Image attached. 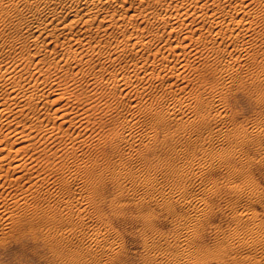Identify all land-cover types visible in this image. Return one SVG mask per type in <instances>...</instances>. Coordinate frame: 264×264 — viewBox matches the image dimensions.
I'll return each mask as SVG.
<instances>
[{"label": "bare ground", "instance_id": "6f19581e", "mask_svg": "<svg viewBox=\"0 0 264 264\" xmlns=\"http://www.w3.org/2000/svg\"><path fill=\"white\" fill-rule=\"evenodd\" d=\"M128 1L129 0H0V11L5 12V15L3 13L1 15L0 19L4 23L7 21H11V22L13 21L14 22V24H15L14 29L16 28L18 31L21 32V33L18 32L20 34V37H18V38L16 37V38H14V40L19 39V40H15L16 43L21 44V47L25 46L27 48L26 51L28 52L27 56L24 55L25 59L27 60V61L25 60L26 62L22 63V61H21L22 59L21 60L19 59L21 62H19V61L16 63L14 62L15 64H12L11 67H7L6 69H4L5 68L4 67L3 68L4 70L0 69V93H2V91L5 92V93H2L3 96H1L2 94L0 95V118L3 116L5 119L8 118L7 120H5V119L4 120L6 123H8L7 125L6 124L5 125L9 129L4 130V132L7 131V132H5V134L10 135V136H8V137H10L9 141H8V139H5L6 142L3 141L4 145L0 142V161L4 160V157H6L5 155H7V157L9 158L8 159L9 164L7 165L6 168H4V166H3L4 164L2 162L0 163V170H5L6 176H7L9 169L12 170V172H15L16 175L13 178H10V180L8 181V186L15 184L14 185L15 188L17 186L16 185L17 180L24 178V176H26V174H27L26 178L28 180L34 179L33 181L29 182L28 186L20 189V191H19L20 194L17 193V197H14L15 195L13 193H12L13 195H11L10 193L4 194L3 191H0V216L2 217V219L5 218L6 220L7 219L10 220V219L14 218L13 219L14 224H19L21 226L25 225V221H26L29 224L30 228H36L37 226H39V222L36 221L34 219V217L28 216V213H30V212H32V213L35 212L36 214L37 213H43L42 219H43V222H45V223H47L48 221L67 223L69 226V228L67 229L68 234L65 235L64 234L65 232L60 229L59 230V236H60L61 241H62L63 237L66 238V237L70 236L71 238L73 237L72 239H74V235H75V238L77 239L79 236L78 241H80L79 242L80 244L78 247L72 248L73 246L71 247L70 245H68L69 247L67 248V246H65L66 247L65 255L67 257L69 256V258L72 259L71 262H75V263L77 261L76 260L77 257H80V256L81 257L86 256L84 258H86V259L88 258L87 260L94 261L95 264H112L113 261L116 260V257L119 254L120 249H121V246L119 245L120 242L118 243L119 240L117 241L116 239L113 238V236H111V235L108 236L109 234H107V232L109 231V225L110 224L108 225L109 221L107 223L104 220V216L102 215V209H101V204L106 199V198H104V195H103V193L106 190L105 189L106 188V183H105V176L106 175H105V173H106V171L107 172L110 171L111 172L110 177H112L113 181L118 182V176L125 174L128 177H135L138 170H137V168L135 170L133 168H130L128 170H125L122 174V172H120V171L117 172V170H114L115 166L112 169L110 168L111 166H109L108 164L106 166H101L97 162L98 160L93 161V158H91L92 159L91 163H89V162L84 163L83 162L84 160H83L82 161L83 164L80 161H78V164L76 163L77 161L75 162L76 164L75 163L71 164V162H72L71 161L70 164H71V166H73V168L70 165H68L67 162L61 160L62 162L60 161V163L63 164V162H64L63 168L66 164L67 168L70 169V171H71L70 177L65 175L67 172L63 171L64 169L62 170V168H60L59 166L58 167L56 166L57 161L54 162V164H52L50 161V166L48 164V168L46 167L47 171L49 169L48 172L44 171L45 173L42 172V174H41V171H38L39 173L32 175L31 171L36 167L34 165V161L35 162L37 161L36 160L37 156H34V155L29 156V157L19 156L17 153L23 145H21V146L17 145L18 147H15L14 145H16V143L19 144L22 141H26V140L31 139L33 136L32 133L39 132V131H37V129L42 128V127H39V125L42 123V120H45V119L41 118V116H39L40 114L38 113L39 115L38 114L36 115V116H38V118H40V119L36 118L39 121V123L37 122L38 124L34 123V124H30V125H25V122L28 119L25 122H22V119H17V114L21 113L20 111H22L24 108L26 110V107H27V109L30 108L31 110L37 109L38 108L37 107L38 100L45 99V102H47L48 104L49 103H51L52 105L56 104V106L55 105H54V107L52 106L53 108L51 110L54 113H56L55 117H56V119H59V121H58L59 123H56L54 121L53 125L51 124L52 126L47 127V125H46V127L41 129L42 131L43 130L45 131V132L43 131L44 133L41 131L42 134H46V135L48 134L51 137L53 135H55V136L59 135V133L54 134V132H53L55 129V126L58 128V130L61 131L60 134L62 133V135L65 132H70L71 130H68L69 129L68 123H69V120H70V122H71V120L74 121L75 118L71 114H74L75 111L73 110L74 113H72L70 110L68 111V109L62 108V106H64L65 100H63L64 102L61 103L63 105H60V104L58 105L57 104V98L58 97L55 96V95H58V93L62 92L63 89L68 90V88L65 86L66 85L65 81L69 79V78L67 79V75L69 74L68 72H71L70 75L80 74L83 77V78L80 77L81 78L80 82L75 84L77 82L76 76L78 77V75H75V77L71 76L72 86H71V89L69 88L70 89L69 91H71V93L74 94L75 101L78 102V104H76V106L77 107L79 106V109L81 110L79 112L80 116L78 115V117L80 118L78 121H80L81 124L82 123L85 124L84 121H82L83 118H85L84 116L89 115L88 111L91 109V107L93 105L92 103L99 101V100L94 99L92 101V99H90V98L94 95V93L93 94L87 93V92H85L86 90H83V88L81 90L80 89L78 90L77 87L81 83V87L84 84L88 88L89 87L94 88L95 86H97L99 84V82H98L99 80L104 81V80H102V78H104V77L101 78V76H100V78H99V77H97L98 75H95L94 73L95 72L97 73V71L99 73V71L109 70L108 68H112L111 66H113L114 68H118L119 72L117 71V73L120 74L121 77H123V78H122L121 82H120V80H118L117 77H116L117 79L115 77H112V78L110 77V79L107 78L106 83L110 85V86H108L110 88H114V89L115 88H121V90L125 89V92L123 94L131 93L132 92L131 90H134L136 94H142V93H146L148 89L151 90L150 89L151 87L153 88L155 86V88H156L158 85H160L161 86L160 89L163 91L160 90L162 93L159 91L160 94H158V95L155 94V97H154L155 100H158L159 98L162 99L164 96H166V94L168 92H171V94L173 95V98L171 97L172 99H171L170 103H168L169 101H167L168 106H166V108L159 109V108L155 107L156 105L151 103V102H147V103L144 102L143 103V106H142L143 112H144V114L148 115L150 118L149 126H147L144 129L145 131L144 130L143 131L146 133V136L150 137L151 139H154V137L157 136L158 133L162 132V130H164V128L167 129V127H166L167 126V118H166L167 114L177 113V115L175 116V119H176L177 116H179L178 111L180 112V110L182 109V104L186 101V100L184 101V99H186L185 97H183L184 95L181 96L179 94L180 96H178V92L184 86L182 84H183L184 79L186 78V76L188 74V73H186L187 71H185V70H187L186 69L187 66L190 65V63H191L190 57L191 58L195 57L196 53L198 51L204 50L201 48L206 47V48H209L211 50V52H215L217 54H219V51H222V49L225 51L227 50V53L230 52L229 58L232 57L233 59L236 58V60H237L240 56V54H238V52L240 50H238L236 45H234V44H237V42L241 40L239 38L241 36H243V34L246 30L251 32V30H253L255 28V23L257 22V21L256 22L254 21V18L248 19V17H245V15L247 16V15H251L253 13L251 15L253 17L256 15H259V13H261V12H262L261 15L264 14V0H181V2L179 4L175 3L174 1H173L174 3H172V0H169V1H167V0H137L138 2L135 1V3H132L131 1L128 2ZM178 1H180V0H178ZM145 3H146V6H145ZM255 5H258L259 7L261 6V9H259V8L255 9ZM208 6L211 7L210 10H208ZM14 11H17L16 14H19L20 18L18 16H16V14H14ZM262 16L264 17V15H262ZM12 17H15L16 20L14 21V18L12 20ZM152 19H153V21H152L153 24H154V22L156 24V21H157L156 29L151 28L152 30L148 31L149 28H146L147 30L145 32H143L142 30L138 31L137 29H135V28H138V26L140 27V23L142 21H149L150 22ZM205 23L208 24L207 25L208 27L207 26L205 27L206 29L203 27ZM108 28L116 31L117 33H121L122 37L120 36V39L119 38L117 39V37L115 36L114 43H112L110 41V39L102 42L98 36L101 37V35H103V34L105 35ZM129 28H130V30H129ZM128 30L130 31V33H128L126 35L125 32H128ZM114 31H112V34ZM248 31H247V33H248ZM1 32H0V34H1ZM5 32H7V31L5 30ZM108 33H110V30ZM5 34H7V35L9 34L8 36L10 37V33H5ZM257 34H255V35H257ZM7 35H6V37H8ZM246 35L244 34V37ZM0 37H1V35H0ZM173 37H175V40H176L174 43H172L171 39H170ZM224 37L227 38V40H226L227 44H225V48L223 47L222 49H217L213 45V42H215L214 40H218V42H219L218 38L222 39ZM251 37H252V35H251ZM3 38H4V36H3ZM20 38L21 39L22 38L31 39L32 40L31 44H29V42H30L29 41L26 45L27 40L22 41L23 39L20 40ZM94 38H98V39L95 40ZM105 38L107 39L108 37H105ZM247 38H245V42L243 44H241L242 45L241 49H242V51H244L243 53H245V54H246V52H250L251 49L254 50L253 47L255 46V44H253L254 46L253 45L248 46L247 45L248 41H246ZM8 39L10 40V38H8ZM11 39H13V38H11ZM92 39L95 40V43H92V45H90L91 47H89L88 44L92 41ZM222 40H225V39H222ZM249 40H251V38H249ZM15 41H13V42H15ZM58 41H60L59 47H57V45H56V44H58L57 43ZM241 41H244V40H241ZM7 42H6V45H7ZM86 42H89L87 44L88 45L87 48H85L86 51L83 52V50H81V53L79 50L77 51V49H76L77 46L83 45V47H84V44ZM240 43H238V44H240ZM11 44L12 43H10L9 45H11ZM249 44H250V42H249ZM4 45H5V43H4ZM74 45L76 47L72 48V47H74ZM229 45L231 47L233 45V48L227 49V47ZM13 46L16 47L14 44H13ZM200 46H202V47H200ZM83 47L79 46L80 49H82ZM10 48H12V47H10ZM10 48H8V50ZM4 49H2V50H4ZM19 49H20V47H19ZM95 49L98 51V53L100 55L105 54V56L103 57L102 60L101 59L97 60V58H96L97 62H93L95 65V66H93V64L91 63L92 64L91 65L89 62L91 59L88 61L83 56H85L84 54H86V53L88 54V52L90 50H94V52H95ZM233 50H235V53L233 52ZM16 51H18V49ZM242 51H241V54H242ZM0 52L2 53L1 50H0ZM23 52H24V50H23ZM253 52H251V53H253ZM3 53H5V51ZM21 53H22V51H21ZM223 53L226 54V52H223ZM8 54H9V51H8ZM122 54H129L131 57V60H130L131 62H127V61H126V63L125 62L122 63L123 61L120 62V60L122 59V58L120 59V55H122ZM210 54L212 55V53H210ZM225 54H224V56H225ZM1 55H3V54H1ZM98 55L96 54V56H98ZM126 56L127 55H125V57ZM221 56L223 57V55H221ZM3 57H5V56H3ZM6 57H7V55H6ZM243 57H244V55H243ZM83 58L85 60H87V63L89 62V64H87L86 61L83 60ZM88 58H90L89 55H88ZM13 60H15V59H13ZM32 60L34 61V66H33L34 68L28 69L27 66L30 63V61H32ZM230 60H231V62L233 61L232 59H230ZM39 62H42L45 65H38ZM260 62H261V60H260ZM21 63L23 65H21ZM235 63H236V61H235ZM208 64H209V61H208ZM208 64H207V66H208ZM237 65H238V63H237ZM42 66H46V67L43 68ZM96 66L98 67L97 71L96 70L94 71L93 67H96ZM190 66H193V65L191 64ZM205 67H206V64H205ZM76 68H77V70H75ZM234 68H236V66ZM90 69H92V71L90 73L92 74V72H93L94 76L90 77L91 75L89 73V75H90L89 78L88 77L86 78V73ZM192 69H194V68H192ZM73 70H75V71H73ZM194 70H196V69H194ZM113 71H114V69H113ZM201 71H202V69H201ZM215 71L216 70H214V72ZM41 72H45L46 75L41 77L42 76ZM200 73H202V75L204 76V72H200ZM221 73H222V71H221ZM39 75H41L40 76L41 78L39 77ZM115 75L116 74H114L113 76H115ZM202 75H199V76L202 77ZM196 76H197V74H196ZM16 78H18V79L14 83H11L8 86H6V84H8V82H10ZM39 78H40V80H39ZM65 78H66V80H64ZM132 78H134L135 80ZM198 78L200 79V77H198ZM186 79H189V78H186ZM203 79L204 78H202L200 80L204 82ZM196 80H197V78H196ZM101 81H100V84H101ZM201 81H199V82H201ZM186 82H184V84ZM205 82H206V79H205ZM55 84L61 86V88H63V89L59 92L58 89H56L57 86L54 88ZM200 84L198 83V85H200ZM75 85H78L76 87V89H75ZM119 85H120V87H119ZM174 86H175V88H174ZM153 90H154V88H153ZM183 92H182V94H183ZM184 94H185V92H184ZM195 94H196V92H195ZM63 95H64V93H63ZM143 95H145V94H143ZM143 95H141V96H143ZM169 95H170V93H169ZM66 96L67 95L65 93V98H66ZM70 96H71V94H70ZM70 96L68 97V100H69ZM132 96H134V95H132ZM141 96H140V98H141ZM148 96H149V94H148ZM60 97H63V96L60 95L59 98ZM137 97H138V95H137ZM168 97L167 96L164 97L165 100ZM150 98H152V96ZM150 98H148V99H150ZM11 99H13L14 101H10ZM66 100H67V98H66ZM69 101H68V103L71 102V101L70 102ZM193 101H195V103L193 104L191 102V105L193 104L192 106L189 104L191 107L195 108V111L194 110H193V112L191 111V114L193 113L192 114L193 117L190 120L189 119L183 120V118H186V116L182 117V119H181L182 121L180 120L181 123L182 122L184 123V121H185V123L194 124V125L197 124L198 126H203V127H205L206 124L209 125V123L207 122V117L211 118L209 107L212 108L213 104L210 105L209 101L207 99H205L204 97H202L198 93L196 95V98ZM45 102L43 101V104ZM58 102H59V100H58ZM41 103H42V101H41ZM41 103H39L40 106H42ZM132 103H133L132 105L134 106V105L140 103V101L138 100V98L136 99V97H134L132 99ZM130 104L131 103H129V105ZM45 105L46 104H44V106ZM65 105H67V104H65ZM139 105L141 106L142 104H139ZM139 105H138V107H139ZM216 105L214 104V106H216ZM40 106H39V108H40ZM96 106H98V104ZM163 106L164 105H162V107ZM183 106H185V104ZM159 107H160V105H159ZM191 107L187 108L188 109L187 111H189ZM48 109H50V108H48ZM214 110H215V108H214ZM52 111H50V112H52ZM77 111H79V110H77ZM187 111H186V113H187ZM219 111H220V109H219ZM30 112L29 113L26 112L27 115L25 117H27L28 114L30 116V114L34 113V111L32 113H30ZM37 112H39V111L37 110ZM50 112H49V114H50ZM69 112H71V114H69ZM215 112H214V115L217 114ZM26 113L24 112L23 115L22 114L21 115L24 116V114H26ZM43 113L47 114L48 112H46V110L44 112V110H43ZM35 114H36V110H35ZM35 114H34V116H35ZM75 114H78V113L76 112ZM83 114H85V115H83ZM188 114H190V113H188ZM41 115H43V114H41ZM97 115H99V114L97 113ZM108 115H109V113H108ZM183 115H185V114H182L181 116H183ZM219 115L221 116L222 112H221V114L219 113ZM19 116H18V118H19ZM22 116H20V118ZM34 116H33V118H34ZM131 116L130 117L123 116V118H121L119 120V122H121L120 123L121 129L120 128L119 129L111 128L113 131V134L111 135V137L108 140H109L110 145L113 146L114 148L116 147V142H117L116 140H118V139L124 140V138H126V141H130V143H132L133 139L135 137L137 138L138 134L140 135V130H139V132H137V130L135 129L136 124H139L138 123L139 121H137V120L138 119L140 120V118H138L136 120L137 117H135V120H133L134 117L133 116L131 117ZM171 116H169V118ZM42 117H44V115ZM52 117L54 118V116H52ZM87 117H86V119H88ZM90 117H91V115H90ZM46 118H48V116ZM179 118L180 117H178V119ZM188 118H190V117H188ZM30 119H32V118H30ZM54 119H52V120H54ZM1 120H2V118H1ZM24 120H25V118H24ZM66 120H68V123H66L67 126L65 128L64 126H62V124L65 123ZM31 121L33 122V120H31ZM78 121H77V123H78ZM9 122H11V123L13 122V124H15V127H14V125L12 127H10L11 123L9 125ZM34 122H36V121L34 120ZM77 123H75V124L77 125ZM70 124H73V122ZM81 124H79V125H81ZM18 126H20V127H18ZM86 126H88V125H86ZM103 126H104V124H103ZM143 126H141V127H143ZM254 126L255 127H253V128L257 129V132H258V133H255L254 135H252L251 133H248L245 129L246 127L243 128V126L239 127L238 125L232 127L233 129L230 132H227L228 135L231 133L230 135H237V137H238L237 144L240 147V149L237 150L235 148V150H237L239 152L238 155L244 154L243 153V146L253 144V141L255 138H259V137H262L264 135V119L262 121L256 122L254 124ZM25 127H27L28 129H26ZM109 127H110V125H109ZM218 127H220V126H218ZM57 128H56V130H57ZM77 128L79 129V126ZM212 128L210 127V129H212ZM90 129H92V128H89V130ZM111 129H110V131H111ZM99 130H101V129H99ZM167 130H165L166 133L170 134V133H168L170 130L168 132H167ZM174 130H176V129H174ZM174 130H172V131L174 132ZM83 131H82V133H83ZM197 131L199 132V130H197ZM207 131L210 132L209 129ZM222 131H221V133H222ZM198 132H197V134L200 133V132L199 133ZM225 132H223V133H225ZM77 133L79 134L80 132L78 131ZM85 133H87V132H85ZM98 133H100V132H98ZM145 133H144V135H145ZM163 133L165 134V132H163ZM211 133H210V135L208 134L210 139H212V137H213V135ZM75 134H73V135H75ZM88 134H89V131H88ZM1 135H3V133ZM39 135H40V133H39ZM64 135H67V134H64ZM141 135H142V133H141ZM215 135H216V133H215ZM5 136H4V138H5ZM75 136H78V135H75ZM0 137H1L0 141L4 140V139H2V136H0ZM80 137H79V139H80ZM198 137L199 136L194 137L193 139L198 138ZM47 138H48V136H47ZM159 138H160V135H159ZM49 139H50V137H49ZM82 139H84V138H82ZM99 139H101V138H99ZM169 139L171 140V138H169ZM215 139H217V138H215ZM89 140H90V138H89ZM162 140H165V139H163V137H162ZM80 141H81V139H80ZM104 141H106V139ZM126 141L125 142L122 141V142L124 144L128 143ZM149 141H148V144L150 143ZM187 141H189V140H187ZM71 142L73 143L74 141H71ZM141 142L143 143V141H141ZM208 142H209V140H208ZM98 143H99V141H98ZM106 143H108V142H106ZM136 143H138V142H136ZM140 143H139V145H140ZM165 143H163V144H165ZM254 143H256V142H254ZM5 144L8 147L4 151L3 149L5 148ZM64 144H66L65 141H64ZM69 144H70V142H69ZM69 144H67V145H69ZM80 144L84 145V143H82V141ZM80 144H75V145H80ZM101 144H103V143L101 142ZM133 144H134V142H133ZM193 144H196V143L193 142ZM40 145H41V142H40ZM136 145H138V144H136ZM260 145H262V144H260ZM42 146H43V143H42ZM74 146L72 145L70 147H68V146L67 147L65 146V147L68 148L69 150L73 151ZM148 146H150V145H148ZM13 147H15V149ZM24 147H22V148H24ZM44 147H45V145H44ZM44 147L41 149L44 150ZM129 147H131V146H129ZM34 148H35V146H34ZM101 148H102V146H101ZM13 149H14V151L16 150V153L14 152V154H12ZM62 149H64V148H62ZM110 149H112V148H110ZM124 149H126V148H124ZM164 149H166V147ZM101 150H103V149H101ZM235 150H233V151H235ZM54 151H52V153ZM80 151H82V149ZM114 151L116 152V150H114ZM139 151H141V150H139ZM3 152H5V153H3ZM104 152H105V150H104ZM108 152H110V150ZM117 152H118V149H117ZM226 152L227 153L223 154V153H221V151L219 153H217L215 151L216 155H215V153H210V154H211V156H217V157H222V156H227V155H229V157H230V156H235L236 151L232 154L231 150L227 149ZM71 153H69V155H71ZM135 153H137L136 157H138V158L143 159L146 156V153L141 154L138 151ZM204 153H206V152L204 151ZM81 154H82V152H81ZM210 154H208V155H210ZM76 155H80V154H75L74 158ZM107 155H109V154L107 153ZM80 156H82V155H80ZM207 156L206 155L203 156L204 160L205 159L211 160ZM61 157H63V156H61ZM71 157H73V156H71ZM199 157H201V156H199ZM51 158H53V157L51 156ZM80 159H82V158H80ZM88 159H87V161H88ZM224 159H225V157L223 158V160ZM189 160L190 161H188L186 164L185 163L184 164H178V165H180L179 167L178 166L175 167L173 165V163H171L170 165L167 166L169 168V173L172 174V177H173L172 179L174 180L173 185L169 184V186H168L169 188L166 186L167 185V183H166L165 186L168 188V191H166V189H165L166 187L164 185H161V187L159 186V188H156L155 183H154V181L156 179V178H154L155 174H154V177L147 175V174H150L151 167L145 168V171L147 172V174L145 173L146 175H144V176L142 175L143 176V182L145 185H147L148 191L146 190L147 191L146 197H145V195H143V196H138L135 199L136 204L140 203L138 205L142 204V205L146 206L143 203H150V201H152L151 199L154 197L153 196L154 192H156V191L160 192V195L162 194L164 196H165V194H169V196H170L169 199H167L164 203L160 202L161 205L165 206V208L168 210V212L169 211L171 212V210L172 211L175 210V204H173L174 202L172 203L173 200L171 201L170 198H174V201L176 203L178 202L179 205H182V207H184L186 204H188L187 202H189L190 200L192 202L194 201V203H195L194 204L195 207H194V209H192V207L194 205H192L193 203L191 202L192 203L191 204L192 205L191 210L190 211L186 210L185 211V212H187L186 215H182V216L180 215L181 217L180 216H174V218L176 217V219L174 220L176 222V223H174V224H176V226H175V229H173V230H175V233L173 232V234H174L173 239L174 240H171L170 237L169 238L164 237L163 234H161L162 235V238H161L158 234L157 240L152 242L151 245L146 246V244H145L146 252L143 255V257L145 259L146 264H199L200 260H202V258H204L206 255L209 254L208 250H209V248L211 249V246L210 247H208V245L205 246L204 242L202 241V237H203L204 228H206L205 226L207 224H210L212 222V219L214 218V217L213 218L211 217V215L213 213L210 215L211 212H209L211 208H209L210 204L208 202V197H209L208 193L209 192L213 193L215 191L214 186H216L217 184L215 185V183L212 181L211 183L209 182L210 184L208 186H206L205 188L203 187L204 189L202 191L199 189L200 192L196 190L197 193H194L195 190H193L194 194L189 195V191L187 192L188 195L186 193L181 194L180 187L184 188L183 181H184L186 174L188 173L184 169V166H187L188 168L191 167L192 169L194 167H196L197 168L196 173L199 172V170H202L203 166H204L202 164L203 162L200 163L201 161L199 162L198 160H196L200 164H198V163L194 164V162H192L193 159L191 160L189 158ZM173 162H174V160H173ZM220 162L222 163V160ZM225 162L228 164L227 161H225ZM114 164L115 163H112V165H114ZM142 165H145V163ZM116 166H118V165H116ZM225 166H226V164H225ZM229 167L232 170V174H231L232 176L242 174L241 171L238 170L239 168L237 169V167H234V164H233V166L230 165ZM54 169H55V171H57L58 169H61L63 172L61 174V170L60 171L58 170L60 172V176L59 175L56 176L59 173L58 172L56 175H54L55 176L54 177L52 175L54 172L53 173L51 172V170H54ZM152 169L154 170V167ZM208 169L209 168H207V170ZM64 172H66V173H64ZM79 172H81V173L83 172V180L81 183V187H79L80 189H78L79 191L75 192V190L74 191L72 190L73 188L70 189L71 188L70 185L76 181L77 174H78V176L80 175ZM205 172L207 173L206 170H205ZM229 172H230V170H229ZM70 173H68V174H70ZM0 175H1V173H0ZM165 175H166V179H167V174H165ZM168 175H170V174H168ZM210 177H212V176H210ZM14 178H17V180ZM207 179L210 180L209 177ZM77 180H78V177H77ZM163 180H164V178H163ZM204 180H205V178H204ZM167 181H165V182H167ZM162 182H164V181H162ZM171 182H172V180H171ZM243 182L245 185L244 188L246 189L245 192L249 193V198L256 196L255 195L256 193L254 192L255 191L254 188L249 187V184L251 183L250 180L249 179L243 180ZM157 183H158V181H157ZM233 183H234V181H233ZM236 183H238V182H236ZM158 185H160V184H158ZM230 185H231V183H230ZM14 186H13V188H14ZM33 187L36 190H34ZM229 187L230 186H228V188ZM232 187L235 189L234 191H236V192L238 191L237 187L235 185H232ZM217 188H218V185H217ZM242 188H243V186H242ZM146 191H144V192H146ZM13 192H14V190H13ZM176 192H178L179 194ZM15 193H16V190H15ZM31 193L33 195H36V196H34L35 200L33 199L32 202L30 201ZM120 193H122L121 190H120L119 194H116V196L114 198H112L111 200L109 199V202L110 203H112V202L116 203V199H117L116 197L121 198L123 196V194H120ZM123 199H124V197H123ZM48 201H49V203L47 205ZM37 202H41V203L46 202V203H44V205L40 206V205H38ZM50 202H52V204H50ZM109 202H108V204H110ZM238 202H240V201H238ZM251 202H253V201H251ZM119 203H117V207H118ZM157 203H159V202L157 201ZM247 203H245V204H247ZM203 204L205 207L200 206ZM17 205L20 207V212H18L14 215V212H15ZM53 205L55 206L54 208H56V210H57L56 212H53V209H50ZM138 205H136V206H138ZM147 206L148 207H146L145 211H143L142 208H140V210H139L140 215L145 214V213L147 214L149 212V210H150V209H148L149 205L147 204ZM242 206H244V205L242 204ZM244 207L245 208H243L240 211L235 209L233 212H231L232 213L231 214L232 219H233V222L235 223V226L231 229V232L229 231L230 233L228 235H223V232H222V236L221 235L216 236V242L214 243V245H212L215 250L220 249V251H221L220 253H218L219 254L218 258L220 257L219 259H221V261H222L220 264H261V262L256 257L252 256L251 252L256 251V248L255 249H252V248L255 247L257 239H259L261 236H264V231L261 230V228H260L261 225H255L253 227L249 225L250 222H255L256 220L253 218V215H250V213L249 214L247 213V211H246V209H248L247 205H245ZM119 208H120V206H119ZM115 210L117 211V209H115ZM172 214L175 215V211L172 212ZM140 217H142V216H140ZM242 219H245V220H242ZM144 221L146 223L149 220H148V218H145ZM247 221H248V224H247ZM148 223H150V222H148ZM148 223H146V225ZM96 224L100 225V226L102 225V228H104L103 229L104 231L103 230L101 231V230H99V228H96L95 227ZM92 226L95 227V230H89V227L92 228ZM151 226H152V223H151ZM217 226H216V230L218 232ZM3 228L1 227V229H3ZM86 229H88L89 231H87ZM154 229H155V227H154ZM51 230H53V229H51ZM222 231H224V230H222ZM2 232L4 233V229ZM53 232H54L53 235H56L57 231L55 229L53 230ZM220 232H218V233H220ZM214 235H217V234H214ZM52 238H53V236H52ZM123 238H125V237H123ZM245 238H251V240H246ZM60 239H59V241H60ZM244 239L246 241L242 242L241 240H244ZM66 240L69 241L68 238ZM229 242H232V244L229 245ZM53 243H54V241H53ZM58 244H60V243H58ZM213 248H212V251L214 250ZM214 252H216V251H214ZM217 252H219V251H217ZM262 252H264V250ZM84 258H83V260H85ZM206 258H207V256H206ZM117 261H119V260H117ZM80 263H82V262H80ZM80 263H78V264H80ZM67 264H68V262H67ZM72 264H74V263H72ZM84 264H87V263H84ZM89 264H91V263H89Z\"/></svg>", "mask_w": 264, "mask_h": 264}, {"label": "rangeland", "instance_id": "374dc122", "mask_svg": "<svg viewBox=\"0 0 264 264\" xmlns=\"http://www.w3.org/2000/svg\"><path fill=\"white\" fill-rule=\"evenodd\" d=\"M129 1H131L132 3H135V1L138 2L137 0H129ZM167 1H169V0H167ZM173 1L175 3H178V4L181 2V0L180 1H178V0H176V1L175 0H172V3H174ZM145 6H146V3H145ZM257 8L261 9V6L259 7L258 5H255V9H257ZM210 9H211V7L208 6V10H210ZM3 13L5 15V12L4 11L3 12L0 11V18H1V15ZM16 13H17V11H14V14H16ZM261 13H259V15L253 16V17L251 16L253 13L251 15H247V16L245 15V17H248V19L254 18V21L255 22L257 21V22L255 23V28L253 30H251V32L248 31V30H246L245 31L246 33L244 32V34L245 35L247 34V35L244 37V34H243V36H241L239 38V39L244 40V41H241L240 40V41L237 42V44H234V45H236L237 49L240 50L238 52V54H240V56H239V58L237 60H236V58H234L235 60L232 57L229 58L230 52L227 53V50L225 51V50L222 49L223 47L225 48V44H227V42H226L227 38L226 37L222 38V39H225V40H222V39L218 38L219 39V42H218V40H214L215 42H213V45L217 49H222V51H219V54L220 55L217 54V53H215V52H211V50L209 48L204 47V48H201V49H204V50L198 51L196 53V56L195 57H192L193 59L190 57V62H191L190 65L192 64L194 67L193 66H190V65L187 66V68H186L187 70H185V71H187L186 73H188L189 75L187 74L186 78H189V79H186V78L184 79V82L187 81L185 84L182 81L183 82L182 85H184L183 88H182L183 90L181 89L178 92V96H180V95L183 96L184 95L183 97L186 98V99H184V101L185 100L186 101L182 104V109L180 110V112L178 111L179 116H177L176 119H175V116L177 115V113H175V114H171V113L170 114H167V117H166L167 118V126L166 127H167L168 130L164 128V130H162V132H160V133L157 134L158 137L157 136L154 137L155 140L154 139H151L148 136H146V133L144 132L145 131L144 129L147 126H149L150 118H149L148 115L144 114V112H143V109H142L143 103L144 102H146V103L147 102H151V103L155 104L156 106L155 105L154 106L157 107V108H159V109L166 108V106H168L167 101H169L168 103H170L171 99L173 98V95L171 94V92H168L166 94V96L167 97L169 96V97L166 98V100L164 98L166 96H164L162 99L159 98L158 100H155V98H154L155 97V94L158 95V94H160L161 91H163V90L160 89L161 88L160 85H158L156 88L154 86L153 87L154 90H153L152 87L150 88L151 90L148 89L147 92L148 91L149 92L148 93L146 92L147 94L146 93L136 94L134 90H131L132 91V92L130 91L131 93H127V94L125 93V94H123L125 92V89H122L121 90V88H115V89L114 88H110V87H108L110 85L106 83V79L107 78L110 79V77L111 78L112 77H115V78L117 77L118 80H120V82L122 81V78H123V77H121L120 74L117 73L118 68H114L113 66H111L112 68H108L109 70L99 71V73L97 71V68L98 67L97 66L96 67H93V70L94 71L95 70L97 71V73L96 72L94 73L95 75H98L97 77H99V78H100V76H101V78L104 77V78H102V80H104V81L99 80L98 81L99 84L94 87L96 90L93 87L92 88L91 87L88 88L84 84L81 87V83L79 84L80 87L78 85H75V89L78 86L77 87L78 90L79 89L81 90L83 88V90H86L85 92H87V93H91V94L94 93V95L90 98V99H92V101L94 99H97V100L100 101V102L99 101H96V102L92 103L94 106L92 105L91 109L89 110L90 112L88 111L89 115L84 116L85 118H83V120H82L88 126H86L83 123L81 124V122L78 121L80 119L78 117V115H79V112L81 110L79 109V106L78 107L76 106V104H78V102L75 101L74 94L71 93V91H69L71 89V86H72V84H71V81H72L71 76H74L75 77V75H78V77L76 76V81L77 82L75 84H77L78 82H80L81 78H83V77L80 74H74V75L72 74V75H70L71 72H68L69 73L68 74L69 76L67 75V79L68 78L69 79L68 80H66V78L64 79V80H66L65 81V84H66L65 86L68 88V90L61 88V86H59V85H56L58 82L54 86V88L57 86L56 89H58L59 92L62 89L64 90V91L62 90V92L58 93V95H55V96L58 97L57 98V104L58 105L59 104L60 105H63L61 103L64 102L63 100H65L64 106H62V108H66V109H68V111L70 110L72 113H74V111H75V113L76 112L78 113V114H75L74 113L75 114L74 115V114H71V112H69V114H71V115L74 116V118H75V119L73 118L74 121L71 120V122H70V120H69V123H68V120H66V122L62 124V126H64L66 128V126H67L66 123H68V125H69L68 126L69 127L68 130H71L70 132H65V133H63V135H62V133L60 134L61 131L58 130V128L55 126L56 125L55 124L54 125L55 126V129H54L53 132H54V134L55 133H59L60 136L59 135H57V136L53 135L51 137L48 134L47 135L46 134H42V132L44 130L42 131L41 129H43L44 127H46V125H47V127H50V126L53 125V122L54 121L56 123H59L58 122L59 119H56V117H55V114L56 113H54L51 110L54 107V105L56 106V104L52 105L51 103H49L50 104L49 105L47 102H45V99L38 100V102H37L38 103L37 104V107L38 108L35 109L36 110V114H35V110H31L30 108L27 109V107H26V110L24 108L22 111H20L21 113H18L17 114V119H22V122H25L28 119L25 122V125H30V124H34V123L38 124L39 123L38 119H40V118H38V116H36L38 113L40 114V115L39 114L38 115L41 116V118H44L45 119V120H42V123L39 125V127H42V128L37 129V131H39V132L32 133L33 136H32L31 139L26 140V141H22L19 144L16 143V145H14L15 147H18L17 145H19V146L23 145L22 147L25 146L24 148L21 147L19 149V151L17 153L19 156H22V157H29V156H32V155L37 156V159H36L37 161L36 162L34 161V165L36 167L31 171L32 172V175H35V174L39 173L38 171H41V174L44 171L48 172L49 169L47 171V168H48V164L50 166V161H51L52 164H54V162L57 161L56 162V166L57 167L59 166L60 168H62V170L64 169L63 171H66L67 172V173L64 172V173H66L65 175L68 176V177H70V175H71L70 169L67 168V165L66 164H65V166L63 168L64 162H63V164L60 163L61 160L67 162V164L71 166V164H74L76 161H77L76 162L77 164H78V161H80L82 163L83 160H84L83 161L84 163H87V162L91 163L92 162L91 161L92 160L91 158H93V161H97L98 160L97 162L101 166H106L108 164L109 166H111L110 167L111 169L115 166L114 167V170H117V172L120 171V172H122V174H123V172L125 170H128L130 168H133L135 170L137 168L138 172L136 173V176L135 177H128L127 175L123 174V175L118 176V182L113 181L112 177H110L111 176V172L110 171H108V172L106 171V173H105V175H106L105 176V183H106V188L105 189L106 190L103 193V195H104V198H106V199L101 204L102 215L104 216V220L107 223L109 221L108 225L110 224L109 225V231L107 232V234H109L108 236L111 235L117 241L119 240L118 243L120 242L119 245L121 246L120 252H119V254L116 257V260H114L112 264H143V263L146 264L145 259L143 257V255L146 252V250H145V244H146V246L147 245L148 246L151 245L152 242H154L155 240H157L158 234H159V236L161 238H162V235L161 234H163L164 237H166V238H169L170 237L171 240H174L173 239V235H174L173 232L175 233V230H173V229H175V226H176V224H174V223H176L174 221L176 219V217L174 218V216L186 215L187 212H185V211L186 210L187 211L188 210L190 211L192 205L195 204L194 201L192 202L190 200L189 202H187L188 203V204H186L187 206L186 205L185 206L183 205L185 207L184 208V207H182V205H179L178 202H177L178 203L177 204L174 201V198H170L171 201L173 200L172 203L174 202L173 204H175V210H174L175 211V215H174V214H172V212H174V211L171 210V212L170 211L168 212V210L165 208V206L164 205H161V203H160V202H163L164 203L167 199H169V197H170L169 194H165V196H164L162 194L160 195V192H157V191L154 192V195H153L155 198L153 197L151 199L153 202L150 201V203H143L146 206H144L142 204L141 205H138L140 203H137L136 204L135 199L138 196L145 195V197H146V195H147L146 193L148 191V187L143 182V176L147 174V172L145 171V168H147V167H151L150 174H147L148 176H153L154 177V174H155V177L154 178L157 179V180L155 179V181H154L156 188H159V186L161 187V185H164L165 186L166 183H167L166 186L168 187L169 184L170 185H173L174 180L172 179L173 178L172 177V174L169 173V168L167 166L170 165L171 163H173V165L175 167H177V166L179 167L180 165H178V164H184V163L186 164L188 161H190L189 160V158H190L191 160L193 159L192 162H194V164H197V163L200 164V163L203 162L202 164L204 166H203V169L202 170H199V172H197V173H196V170H197L196 167H194L192 169L191 167L188 168L187 166H184V169L188 173L185 176V178L186 177L187 178L186 179L184 178V181H183V184H184V188L185 189L183 187H180L181 194L186 193L188 195V193H187L188 191H189V195L194 194V193H197V191L200 192V190L202 191L212 181L215 183V185L216 184L218 185V188L219 189L217 188V185H216V186H214L215 187V191L213 193L212 192L211 193L210 192L208 193V195H209L208 202L210 204V207L209 208H211L209 212H211L210 215L213 213L211 215V217L212 218L214 217V218L212 219V222L210 224H207L205 226L206 228H204L203 237H202V241L204 242L205 246H207V245H208V247L211 246V249L209 248V250H208L209 251V254L206 255L207 258H206V256L204 257L205 259L202 258V260H200L199 264H217L218 262H219L218 264H220L222 262L221 259H219L220 257L218 258V256H219L218 253L221 252L220 249L219 250H215L212 245H214V243L216 242V236H220V235L222 236V232H223V235H228L231 232V229L235 226V223L233 222L232 215H231L232 214L231 212H233L235 209L238 210V211H240L243 208H245L244 207L245 205H247V207H248V209H246L247 213L248 214L250 213V215H253V218L256 220L255 222H250L249 225L252 226V227L255 226V225H261L260 228H261L262 231H264V135L262 137L255 138L254 141H253V144L243 146V153L244 154L238 155L239 152L237 150L240 149V147L237 144L238 137H237V135H230L231 133L228 135V133H227V132H230L233 129L232 127L238 125L239 127H242V126H243V128L246 127L245 128L246 131L248 133H251L252 135H254L255 133H258L257 132V129L253 128V127H255L254 124L256 122L262 121L264 119V17L262 16L264 14L261 15ZM16 16H18L20 18L19 14H16ZM13 18H14V21H15L16 20L15 17H12V20H13ZM0 21H1L0 24L1 25L3 24L2 26L0 25V29H1L0 32L2 31L1 34H0L1 35V37H0L1 38L0 39V50L2 51V53L0 52V56L2 57V58L0 57V69L4 70L7 67H11L12 64H15L18 61L19 62L22 61V63L26 62L27 60L25 59V56H27V53L28 52L26 51L27 48L25 46L22 45L23 47H21V44H19V43L17 44L16 43L15 40H19V39H15L14 40V38L20 37V34L19 33H21L16 28L14 29V27H15L14 22L12 21L13 22L12 23L11 21H7L8 23L7 22L4 23V22H2L1 19H0ZM152 21H153V19L150 22L149 21H142L140 23V27L138 26V28H135V29H137L138 31H141L142 30L143 32H145L147 30L146 28H149L148 31H150L152 29H156L157 21H156V24H155V22L153 24ZM207 25L208 24L205 23L203 27L205 28ZM5 30L7 32H5ZM109 30H110V33H108ZM129 30H130V28H129ZM129 30H128V32H125L126 35L128 33H130ZM112 31H114V30H111L110 28H108V30L105 33V35L103 34V35H101V37L98 36L99 39H101L102 42L110 39V41L112 43H114L115 36L117 37V39L118 38L120 39V36L122 37L121 33H117L116 31H114L113 32L114 35H113L112 34ZM247 31H248V33H247ZM5 33H10V37L8 36L9 34L7 35ZM16 34L17 35L19 34V35L17 36ZM255 34H257V35H255ZM6 35L8 37H6ZM251 35H252L253 38L251 37ZM3 36H4V38H3ZM105 37H108V38L106 39ZM8 38H10L11 41ZM11 38H13V39H11ZM245 38H247L246 41H248V43H247L248 46L249 45L251 46V45L255 44V46L253 45L254 47L252 46L254 48V50L251 49L252 48L251 47L250 48L251 51L250 52H246V54L243 53L244 51H242V49H241L242 48L241 47L242 46L241 44H243L245 42ZM249 38H251V40H249ZM2 39L3 40L5 39V40L3 41ZM22 39L20 38V40H22V41L27 40L26 41V45H27V43L29 41H30L29 44H31V41H32L31 39H29V38H26V39L25 38H22ZM94 39L97 40L98 38H94ZM94 39H92L93 42L92 41L90 43L89 42H86L84 44V47H83V45H79L80 47H83L82 49H80L79 46H77V48H76L77 51L79 50L80 53H81V50H83V52L86 51L85 48H87L88 45H89V47H91L90 45H92V43H95V40ZM170 39H171V42L172 43H174L176 41L175 40V37L170 38ZM13 41H15V42H13ZM6 42H7V45H6ZM59 42L60 41H58L57 42L58 44H56L57 47L60 46V43ZM249 42H250V44H249ZM4 43H5V45H4ZM10 43H12V44L9 45ZM238 43H240V44H238ZM13 44L16 47H14ZM7 47L8 48L12 47V48H10L11 50L10 49L8 50ZM19 47H20V49H19ZM75 47L76 46L74 45V47H72V48H75ZM200 47H202V46H200ZM1 48L2 49L5 48L6 50L5 49L2 50ZM231 48H233V45H232V47L230 45L227 47V49H231ZM17 49H18V51H16ZM23 50H24V52H23ZM4 51H5V53H3ZM8 51H9V54H8ZM21 51H22V53H21ZM241 51H242V54H241ZM93 52H94V50H90L88 52V54L87 53L84 54L85 56H83V57H85V59H87L88 61L91 59L89 61L90 64L92 63L93 66H95L93 62H97V60H99V59L102 60L103 57L105 56V54L100 55L96 49H95V52L94 53ZM209 52L212 53V55ZM223 52H226L227 55L225 53H223ZM233 52L235 53V50H233ZM251 52H253V53H251ZM1 54H3V55H1ZM96 54L97 55L99 54V55L96 56ZM224 54H225V56H224ZM6 55H7V57H6ZM88 55H89L90 58H88ZM125 55H127V56L125 57ZM221 55H223V57L225 59ZM243 55H244V57H243ZM3 56H5V57H3ZM96 58H97V60H96ZM13 59H15L16 61L13 60ZM19 59L20 60L22 59V60L20 61ZM85 59L83 58V60H85ZM120 59H121L120 62L123 61L122 63H124V62L126 63V61L127 62H131L130 61L131 60V57H130L129 54H122V55H120ZM230 59H232L233 61L231 62ZM87 60H85L86 63H87ZM260 60H261V62H260ZM208 61H209V64H208ZM235 61H236V63H235ZM89 62L87 64H89ZM22 63H21V65H23ZM39 63H38V65H45L42 62H39ZM237 63H238V65H237ZM205 64H206V67H205ZM207 64H208V66H207ZM33 66H34V61L32 60V61H30V63L28 64L27 67H28V69H32V68H34ZM235 66H236V68H234ZM42 67L45 68L46 66H42ZM191 67L194 68V69H196V70L192 69ZM219 68L220 69L222 68V69L220 70ZM113 69H114V71H113ZM197 69L198 70L200 69V70L198 71ZM201 69H202V71H201ZM213 69L216 70V71L214 72ZM75 70H77V68ZM75 70H73V71H75ZM91 71H92V69H90L86 73V78L87 77L89 78L90 75H91L90 77L94 76L93 72H92V74L90 73ZM221 71H222L223 74L221 73ZM200 72H204V76ZM89 73H90V75H89ZM114 74H116V75L113 76ZM196 74H197V76H196ZM41 75H39V77L40 76L43 77L46 74H45V72H41ZM199 75H202V77L199 76ZM198 77H200V79L204 78L203 79L204 82L201 81ZM40 78H39V80H40ZM196 78H197L198 81L196 80ZM17 79L18 78L12 80L13 82L12 81L8 82V84H6V86H8L11 83H14ZM132 79H134V78H132ZM205 79H206V82H205ZM100 81H101V84H100ZM199 81H201L202 83L199 82ZM198 83L199 84L201 83V84L198 85ZM119 87H120V85H119ZM174 88H175V86H174ZM111 90L112 91L114 90V91L112 92ZM183 91L185 92L186 95L184 94ZM182 92H183V94H182ZM195 92H196V94H195ZM2 93H5V92L2 91ZM2 93H0V95ZM63 93H64V95H63ZM65 93L67 95L66 96L67 100L65 98ZM69 93L71 94V96H70ZM169 93H170V95H169ZM197 93L200 94L205 99H207L209 101L210 105L213 104L212 105L213 106L212 108L209 107L210 114H211V118H208L207 117V122L209 123V125L206 124L205 127L198 126L197 124L194 125V124L185 123V121H184V123L183 122L181 123L182 117H185L186 116V118H183V120H186V119H189L190 120L193 117V115H192L193 113L191 114V111L192 112H193V110L195 111V108L194 107H191V106L195 103V101H193V100L196 98ZM143 94H145V95H143ZM148 94H149L150 97L152 96V98H150L148 96ZM60 95H62L63 97H60L59 98ZM132 95H134V96H132ZM137 95H138V97H137ZM141 95H143V96H141ZM1 96H3V94ZM69 96H70V98L73 101L70 98H69V100L71 102L68 100V97ZM140 96H141V98H140ZM134 97H136V99L138 98V100L140 101V103H138V104H136V105L133 106L132 105L133 104L132 103V99ZM148 98H150V99H148ZM58 100H59V102H58ZM10 101H14V100L11 99ZM41 101H42V103H41ZM43 101L45 102L44 104H46L45 106L43 104ZM68 101L70 103H68ZM191 102L193 103L192 105H191ZM39 103H41L42 106H40ZM129 103H131L130 104L131 106L129 105ZM65 104H67V105H65ZM97 104H98V106H96ZM139 104H142V105L140 106ZM161 104L164 105V106L162 107ZM184 104H185V106H183ZM214 104L215 105L217 104V105L214 106ZM138 105H139V107H138ZM159 105H160V107H159ZM39 106H40V108H39ZM47 107L50 108V109H48ZM189 107H191V108H190L189 111H187L188 110L187 108H189ZM214 108H215V110H214ZM218 108L220 109V111H219ZM40 109L41 110L43 109L44 112L46 110V112H48L47 113L48 115L45 114V113H43V110L41 111ZM37 110L39 112H37ZM77 110H79V111H77ZM33 111H34V113H32ZM50 111H52V112H50ZM186 111H187V113H186ZM22 112L23 113L24 112L25 113L26 112L27 113L30 112L32 114H30V116L28 114V116L25 117L27 115V113L24 114V116H22L23 115ZM49 112H50V114H49ZM214 112L217 113V114L214 115ZM218 112L220 114L222 112V115H221L222 117L219 115ZM97 113L99 115H97ZM108 113H109V115H108ZM188 113H190V114H188ZM34 114H35V116H34ZM41 114H43L44 117H42L43 115H41ZM180 114L181 115L182 114H185V115L181 116ZM19 115L22 116V117L20 118ZM83 115H85V114H83ZM90 115H91V117H90ZM122 115L123 116H127V117H130L132 115L134 117L133 120H135V117H137L136 120L138 118H140V120L139 119L137 120V121H139L138 122L139 124H136V127L137 128L135 127V129L137 130V132H139V130H140V135L137 133L138 134L137 135V138L135 137L133 139L134 144H133V142L130 143V141H126V138H124V140H119L118 139L119 141L118 140H116L117 142L115 141L116 142V147L114 148L113 146L110 145L108 139L113 134V131H112L111 128H115V129H119L120 128L121 129V124H120L121 122H119V120L121 118H123ZM18 116H19V118H18ZM33 116H34V118H33ZM47 116H48V118H46ZM50 116L51 117L54 116L55 119L53 117L51 118ZM169 116H171V117L169 118ZM86 117L88 119H86ZM178 117H180V118L178 119ZM188 117H190V118H188ZM1 118H2V120H1ZM1 118H0V129H1L0 130V133L1 134L3 133V135L0 134V136H2V139H4V140H1L0 142L3 144V141L6 142L5 139H8V141L10 140V137H8L10 135L5 134V132H7V131L4 132V130H8L9 129L6 126L8 123L5 122V120H7L8 118L5 119L4 116L1 117ZM24 118H25V120H24ZM30 118H32V119H30ZM36 118H38V119H36ZM52 119H54V120H52ZM31 120H33V122ZM34 120L36 122H34ZM77 121L82 126L79 125L77 123ZM72 122H73V124H70ZM10 123L11 122H9V125H10ZM75 123H77V125L79 126V129L77 128L78 126ZM103 124H104V126H103ZM13 125L15 127V124H13V122H12L11 125H10V127H12ZM109 125H110V127H109ZM141 126H143V127H141ZM218 126H220V127H218ZM18 127H20V126H18ZM210 127L211 128L213 127L214 129L213 128L210 129ZM25 128L28 129L27 127H25ZM56 128H57L58 131L56 130ZM89 128H92V129L89 130ZM99 129H101L102 131L99 130ZM110 129H111V131H110ZM174 129H176V130H174ZM208 129H209L210 132L207 131ZM165 130H167V132L170 130L168 132L170 134H167ZM172 130H174V132ZM197 130H199L200 133ZM78 131L80 132L79 134L77 133ZM82 131H83V133H82ZM88 131H89V134L90 135L88 134ZM221 131H222V133H221ZM85 132H87V133H85ZM98 132H100L101 134L98 133ZM163 132H165V134ZM197 132L199 134H197ZM223 132H225V133H223ZM39 133H40V135H39ZM81 133L83 135L84 134L85 135L87 134L86 135L87 137L85 135H84L85 136L84 137ZM141 133H142V135L144 137L146 136L148 139L146 137L144 138L141 135ZM144 133H145V135H144ZM210 133L213 135L212 139H210L209 136H208V134L210 135ZM215 133H216V135L217 134L218 135L216 136ZM64 134H67V135H64ZM73 134L78 135V136H75ZM159 135H160V138H159ZM4 136H5V138H4ZM47 136H48V138H47ZM197 136H199L198 137L199 139L198 138L193 139L194 137H197ZM49 137H50V139H49ZM79 137H80L82 143H84V145L83 144H80L81 141H80ZM162 137L165 140H162ZM82 138H84V139H82ZM89 138H90V140H89ZM99 138H101V139H99ZM102 138L104 140L106 139V141H104ZM169 138H171V140ZM215 138H217V139H215ZM139 139L141 141H143L144 144ZM147 140L148 141L150 140L149 141L150 142L149 144H148V141ZM187 140H189V141H187ZM208 140H209V142H208ZM64 141H65L66 144H64ZM71 141H74V142L72 143ZM98 141H99V143H98ZM122 141H124V142L126 141L128 143H125L124 144ZM40 142H41V145H40ZM69 142H70V144H69ZM101 142L104 145L101 144ZM106 142H108V143H106ZM136 142H138V143H136ZM193 142H195L196 144H193ZM254 142H256V143H254ZM42 143H43V146H42ZM118 143L119 144L121 143V144L119 145ZM139 143H140V145H139ZM163 143H165V144H163ZM67 144H69V145H67ZM75 144H80L81 146L80 145H75ZM127 144L129 146H131V147H129ZM136 144H138V145H136ZM260 144H262V145H260ZM44 145H45V147H44ZM72 145L73 146L75 145L74 146V149L77 146L78 147L75 150L73 149V151H71L68 148H66L67 146L70 147ZM148 145H150V146H148ZM34 146H35V148H34ZM101 146H102V148H101ZM7 147L8 146L5 144V148L3 150L5 151L7 149ZM15 147H13V148L15 149ZM43 147H44V150L41 149ZM165 147H166V149H164ZM62 148H64V149H62ZM110 148H112L113 150L110 149ZM116 148L118 149V152H117V149ZM124 148H126V149H124ZM231 148L233 150H235V148H236L237 149V150H235L236 152L233 151ZM14 149L12 150V154H14V152L16 153V150L14 151ZM79 149L80 150L82 149V151H80ZM101 149H103V150H101ZM108 149L110 150V152H108L109 151ZM227 149L228 150L230 149L231 152H232V154L235 152V156H230L229 157V155H227V156L217 157V156H211V154H210V153H215V151L217 153H219L221 151V153L224 154V153H227L226 152ZM104 150H105V152H104ZM114 150H116L117 153ZM136 150L139 153H141V154L142 153H144V154L146 153L145 158L142 159V158L136 157L137 156V153H135V152H137ZM139 150H141V151H139ZM52 151H54V152L52 153ZM204 151L207 154L204 153ZM81 152H82V154H81ZM3 153H5V152H3ZM69 153H71V155H69ZM107 153L109 155H107ZM75 154H80L82 156L76 155L75 158H74V155ZM208 154H210V155H208ZM205 155L206 156L208 155L207 157H209V159H211V160H208V159H205L204 160L203 156H205ZM215 155H216V153H215ZM5 156L6 157H4V160L0 161V163L2 162L4 164L3 165L4 168H6L7 165L9 164L8 163L9 162V160H8L9 158L7 157V155H5ZM51 156L53 158H51ZM61 156H63V157H61ZM71 156H73V157H71ZM199 156H201V157H199ZM224 157H225L224 160L227 161L228 164L223 160ZM80 158H82V159H80ZM87 159H88V161H87ZM173 160H174V162H173ZM196 160H198L199 162L201 161V162L199 163ZM221 160H222V163L220 162ZM70 162H71V164H70ZM112 163H115L118 166H116L115 164L112 165ZM144 163H145V165H142ZM225 164H226V166H225ZM233 164H234V167H237V169L239 168L238 170H240L242 174H238V175H235V176H232L231 175L232 174V170L230 169L229 166L230 165L233 166ZM71 167L73 168V166H71ZM153 167H154V170L152 169ZM207 168H209V169L207 170ZM204 169L207 171V173L205 172ZM58 170L60 171L61 169H58ZM58 170L57 171H55V169L54 170H51V172L52 173L54 172V173L53 174L51 172L50 173L54 176V175H56L59 172ZM62 170H61V174L63 172ZM229 170H230V172H229ZM0 173H1V175H0V191H3L4 194L5 193H10L11 195L14 194L15 195L14 197H17V193L20 194L19 191H20L21 188H24V187L28 186L29 185V182H31V181L34 180V179L33 180H28L26 178L27 177V174H26V176H24V178H21L20 180H17V178H14V179L17 180V184H16L17 186H16V188L14 186L15 184L10 185L11 186L10 187V186H8V181L10 180V178H13L16 175L15 172H12V170L9 169V171L7 173V176L5 174V170H0ZM68 173H70V174H68ZM79 174H80L79 176H78V174L76 176V181L77 182L75 181L74 183H72L70 185V187H71L70 189L73 188L72 190L73 191L75 190V192L76 191L77 192L79 191L78 189H80L79 187H81V183H82V180H83V172L82 173L79 172ZM165 174H167V179H166V175ZM168 174H170V175H168ZM58 175L60 176V172L56 176H58ZM210 176H212V177H210ZM77 177H78V180H77ZM206 177L207 178L209 177L210 180H208ZM163 178H164V180H163ZM204 178H205V180H204ZM170 179L172 180V182H171ZM247 179H249L250 182H251L250 183L251 185L249 184V187H253L254 190H255L254 192L256 193L255 194L256 196L251 197V198H249V193L248 192H245L246 189L244 188L245 185H244L243 180H247ZM157 181H158V183H157ZM162 181H164V182L167 181V182L164 183ZM233 181H234V183H233ZM236 182H238V183H236ZM230 183H231V185H230ZM158 184H160V185H158ZM232 185H235L237 187V190H238L237 192L234 191L235 189L232 187ZM13 186H14L15 189L13 188ZM228 186H230V187L228 188ZM242 186H243V188H242ZM167 187L165 188L166 191H168V188H169V187L168 188ZM33 189L36 190L34 187H33ZM13 190H14V192H13ZM15 190H16V193H15ZM120 190L122 191V193H120V194H123V196L121 198L120 197H116L117 198L116 199V203H113V202L110 203L109 202V199L111 200L112 198H114L116 196V194H119ZM193 190H195V192ZM144 191H146V192H144ZM176 193H178V192H176ZM34 196H36V195H33L31 193V195H30V197H31L30 198V201L31 202H32L33 199L35 200V197ZM123 197H124V199H123ZM157 201L159 203H157ZM238 201H240V202H238ZM251 201H253V202H251ZM108 202L110 204H108ZM37 203H38V205L42 206L46 202H43V203L37 202ZM48 203H49V201L47 202V205H48ZM117 203H119L118 204V207H117ZM245 203H247V204H245ZM50 204H52V202H50ZM147 204L149 205V208H148V209H150L149 212L147 214L145 213V214L140 215V212H139L140 208H142V210L145 211L146 210V207H148ZM242 204L244 206H242ZM136 205H138V206H136ZM119 206H120V208H119ZM200 206H204V204L203 205H200ZM54 207L55 206L53 205L50 209H53V212H56L57 210ZM194 207H195V205L192 207V209H194ZM115 209H117L118 212ZM18 212H20V207L17 205V207L15 209V212H14V215L16 213H18ZM28 216L34 217V219L39 222V226H37L36 228H30L29 224L26 221H25V225H22L21 226L19 224H14V220H13L14 218L13 219H10V220H8V219L6 220L4 217H3L4 219H2V217L0 216V219H1L0 220V264H64V263L67 264V262H68V264H72V263L78 264L80 262H82L83 264L84 263H87V264H89V263L95 264L94 261L87 260L88 258L87 259L84 258L86 256L77 257V259H76L77 261L75 263V262H71L72 259H70L69 256L67 257L65 255V253H66L65 252L66 251V247L65 246H67V248H68L69 247L68 245H70L71 247L73 246L72 248H75V247H78L79 244H80L79 243L80 241H78L79 240V236L76 239L75 238V235H74V239H72L73 237L71 238L70 236H68L66 238L63 237V239L61 241L60 236H59V230L60 229L63 230L65 232L64 233L65 235L68 234L67 229L69 228V226H68L67 223H63V222H51V221H48L47 223H45V222H43V219H42L43 218V213H37L36 214L35 212L34 213L30 212V213H28ZM140 216H142V217H140ZM145 218H148V220H149L146 223L150 222L147 225H146V223L144 221ZM242 220H245V219H242ZM151 223H152V226H151ZM247 224H248V221H247ZM96 225H95V227L96 228H99V230L102 231L104 229V228H102V225L101 226L100 225H97L96 226ZM153 226L155 227V229H154ZM216 226L218 227L217 228L218 229V232L221 231L220 232L221 234L217 232ZM1 227L2 228L4 227L3 228L4 229V233L2 232L3 229H1ZM93 227L94 226H92V228ZM95 227L93 229L91 227H89V230H95ZM51 229H53V230L55 229L57 231L56 235H53L54 232ZM86 230L89 231L88 229H86ZM222 230H224V231H222ZM214 234H217V235H214ZM52 236H53V238H52ZM123 237H125V238H123ZM58 238L60 239V241H59ZM67 238L69 239V241L66 240ZM245 239L246 240H251V238H245ZM245 239L244 240H241V241L244 242V241H246ZM53 241H54V243H53ZM58 243H60V244H58ZM231 244H232V242H229V245H231ZM212 248L214 249L213 251H212ZM255 248H256V251L251 252L252 256L256 257L261 262V264H264V252H262L264 250V236H261L259 239H257L256 245L252 249H255ZM214 251H216V252L219 251V252L216 253ZM83 258L85 260H83ZM117 260H119V261H117ZM82 263H80V264H82Z\"/></svg>", "mask_w": 264, "mask_h": 264}]
</instances>
